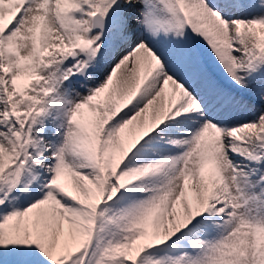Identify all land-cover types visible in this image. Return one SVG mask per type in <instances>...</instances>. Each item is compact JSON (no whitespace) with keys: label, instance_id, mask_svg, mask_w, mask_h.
Instances as JSON below:
<instances>
[{"label":"snow or ice","instance_id":"1","mask_svg":"<svg viewBox=\"0 0 264 264\" xmlns=\"http://www.w3.org/2000/svg\"><path fill=\"white\" fill-rule=\"evenodd\" d=\"M0 264H264V0H0Z\"/></svg>","mask_w":264,"mask_h":264}]
</instances>
